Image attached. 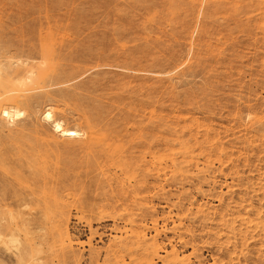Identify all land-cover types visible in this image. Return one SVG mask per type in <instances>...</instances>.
<instances>
[{"label":"rangeland","instance_id":"obj_1","mask_svg":"<svg viewBox=\"0 0 264 264\" xmlns=\"http://www.w3.org/2000/svg\"><path fill=\"white\" fill-rule=\"evenodd\" d=\"M0 54L52 76L0 88V264H264V0H0Z\"/></svg>","mask_w":264,"mask_h":264},{"label":"bare ground","instance_id":"obj_2","mask_svg":"<svg viewBox=\"0 0 264 264\" xmlns=\"http://www.w3.org/2000/svg\"><path fill=\"white\" fill-rule=\"evenodd\" d=\"M18 47V46H17ZM20 50V49H19ZM24 51V50H23ZM16 52V51H15ZM31 52V51H30ZM45 52V51H44ZM22 54V53H21ZM49 54V53H48ZM1 55V54H0ZM9 55V54H8ZM19 55V54H18ZM37 55V54H36ZM43 55V54H42ZM50 55V54H49ZM6 56V54L4 55ZM16 56V55H15ZM11 57V56H9ZM14 57V56H13ZM26 57V56H25ZM24 58V57H23ZM34 58V57H33ZM37 58V57H36ZM4 59V58H3ZM42 59V58H40ZM44 59V58H43ZM35 60V58H34ZM11 61V60H10ZM5 62H8V61H5ZM4 62V63H5ZM19 63H22L23 62H19ZM18 62H16V68H14V70H5L2 66V64L0 63V88L2 89V93H9L14 90L15 87H17L16 85H22L25 86V90H30V89H33L34 88H41L42 87V83L44 80H49L52 76L46 72V70L43 68V67H40V66H37V65H34L33 63H31L30 61L29 62H26L23 66H21ZM10 64V62H9ZM12 64V63H11ZM46 65V64H45ZM8 67V66H6ZM47 67H50V66H47ZM46 67V68H47ZM52 68V67H51ZM10 69V68H9ZM52 71V69H49ZM57 70V69H56ZM55 70V72H56ZM58 72V70H57ZM60 73V71H59ZM55 79V78H54ZM57 79V78H56ZM59 80V79H58ZM14 87V88H13ZM20 88V87H18ZM21 91V90H20ZM0 92V96L2 94ZM18 94V93H17ZM3 98V97H2ZM1 98V99H2ZM14 98V97H13ZM12 98V99H13ZM20 100V99H19ZM17 101V100H16ZM21 101V100H20ZM22 102V101H21ZM20 102V103H21ZM5 103V102H4ZM3 103V104H4ZM3 107V106H2ZM52 114V113H51ZM49 112L46 113L45 115H43L45 118H49L52 116ZM0 116L3 118H7V119H10L11 121H14V120H17V119H20L22 116H24V113L19 110L17 107H12V106H9V107H3L1 108L0 110ZM3 118V119H4ZM52 120V119H51ZM85 123V121H84ZM54 126L55 128H57L58 130H60L66 138H69L70 140L71 139H75L77 136L80 135L79 131L76 130V129H73V128H67V127H64L62 125V123L59 121V120H55L54 121ZM88 130V128H86ZM85 129V130H86ZM86 130V131H87ZM92 131V129H91ZM91 134V133H90ZM89 134V135H90ZM88 136V134H87ZM80 139V138H79ZM85 139V138H84ZM86 140V139H85ZM84 140V141H85ZM68 142V141H67ZM80 142V141H79ZM73 147V146H72ZM80 147V146H79ZM174 264H177V262H175L174 260Z\"/></svg>","mask_w":264,"mask_h":264}]
</instances>
